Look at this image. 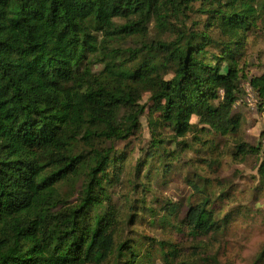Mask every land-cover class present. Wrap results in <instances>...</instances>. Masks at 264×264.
<instances>
[{"label":"trees","instance_id":"1","mask_svg":"<svg viewBox=\"0 0 264 264\" xmlns=\"http://www.w3.org/2000/svg\"><path fill=\"white\" fill-rule=\"evenodd\" d=\"M261 24L264 0H0V264H219L204 240L252 222L264 189L235 109L248 80L264 110ZM228 141L262 155L254 206L204 172Z\"/></svg>","mask_w":264,"mask_h":264},{"label":"rangeland","instance_id":"2","mask_svg":"<svg viewBox=\"0 0 264 264\" xmlns=\"http://www.w3.org/2000/svg\"><path fill=\"white\" fill-rule=\"evenodd\" d=\"M156 36L155 30H152L151 38ZM127 43H132L128 40ZM249 67V77L259 76L264 73V24H261L257 31L250 35L247 51ZM249 81L242 82V95L239 97L235 105V109L243 114L242 128L240 131V139L253 147L264 148V110H259L258 106L260 98L258 94L249 89ZM252 91L248 92L247 91ZM148 96L145 95L143 103L146 102ZM196 122V119L193 120ZM142 130L139 134V139L135 140L133 147L138 153L139 149L146 144L150 139V131L148 129L147 120L142 118ZM168 138V136L166 137ZM224 146L221 151L225 152L217 158L221 165L215 169L207 168L204 172L208 173L215 180L225 181L227 184L236 185L239 190H244L243 195H239L236 199L238 203L243 202L255 205L254 194L255 188L260 184L261 177L259 168L262 163V155L250 154L243 159L234 157V143ZM122 147V145H120ZM217 154V153H215ZM213 154V155H215ZM189 156H194V153H189ZM185 174L181 176H173L170 179L168 188L164 190V196L176 201H183L190 196L189 186L185 183ZM225 183V184H226ZM213 186L215 185L212 181ZM262 188H259L261 191ZM63 193H69L67 186H62ZM260 198L256 203L258 213L252 222L237 223L230 227L225 235L210 236L204 240L205 258L215 260L219 264H253L264 251V189H262ZM230 205L227 210H231ZM244 220V219H243ZM246 221V220H245ZM189 257H192V252L187 251ZM161 264V263H158ZM213 264V263H212ZM264 264V263H263Z\"/></svg>","mask_w":264,"mask_h":264},{"label":"built area","instance_id":"3","mask_svg":"<svg viewBox=\"0 0 264 264\" xmlns=\"http://www.w3.org/2000/svg\"><path fill=\"white\" fill-rule=\"evenodd\" d=\"M249 89H252L251 85H249ZM247 91H248V89H247ZM248 92H252V91H248Z\"/></svg>","mask_w":264,"mask_h":264}]
</instances>
